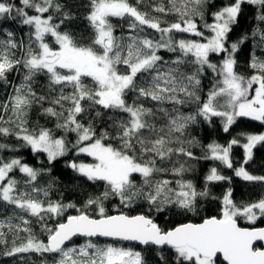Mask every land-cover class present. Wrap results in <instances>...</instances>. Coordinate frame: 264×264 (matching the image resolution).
<instances>
[{
  "label": "snow or ice",
  "instance_id": "obj_1",
  "mask_svg": "<svg viewBox=\"0 0 264 264\" xmlns=\"http://www.w3.org/2000/svg\"><path fill=\"white\" fill-rule=\"evenodd\" d=\"M246 6L254 24L231 40ZM214 7L209 0H0V207L14 212L0 220L3 256L48 254L52 264H264L257 246L264 227L255 226L264 219V191L238 202L233 176L215 164L202 182L187 178L192 162L205 160L264 189V174L249 170L264 133H239L226 144L190 134L214 118L225 133L241 117L264 123V0H227L208 12ZM245 53L248 76L237 71ZM33 111L52 127L33 121ZM22 149L45 156L47 165L25 162ZM69 153L91 162L69 159L78 200L65 202L62 192L53 200L60 181L49 165ZM221 182L227 187L217 195ZM213 201L217 214L201 215ZM168 213L201 218L157 222Z\"/></svg>",
  "mask_w": 264,
  "mask_h": 264
},
{
  "label": "trees",
  "instance_id": "obj_2",
  "mask_svg": "<svg viewBox=\"0 0 264 264\" xmlns=\"http://www.w3.org/2000/svg\"><path fill=\"white\" fill-rule=\"evenodd\" d=\"M14 2H18V0H14ZM79 2V0H78ZM134 2V0H133ZM151 0H145V3H149ZM167 2V0H165ZM211 4H214L215 7L208 10V12H212L217 10L218 8L222 7L225 3H227V0H209ZM83 11V10H81ZM167 20L173 21L175 19V16H169L166 17ZM206 19L211 22V18L209 15H206ZM241 25L234 30L232 34H230V39L235 40L240 35H242L248 28H250L254 24V20L251 14V8L245 7L244 14L241 17ZM112 22L114 25H117L115 35L120 36L123 29H121L118 25L120 24V21L117 18H112ZM86 22L80 21L77 26L76 30L80 31L83 29V26ZM9 26L12 29L17 30V34L21 35L22 32L18 29V26L13 23L9 22ZM23 31H27V28H24ZM162 54L166 56H170L169 53H163ZM213 61H216L218 57L213 56ZM238 72L241 74L248 76L252 74V70L247 67V53L245 55L240 57L239 60V67L237 69ZM18 79V77H17ZM46 83L44 78L40 79V84L43 85ZM203 84L205 86V90H207V86L209 84V80L205 79L203 81ZM32 119L33 121L39 119V123L48 127H52L53 121H49L46 118L38 117L37 112L33 111L32 113ZM264 132V123L260 121H254L251 120V118L247 117H241L237 119V122L235 125L232 126L230 131L228 133H225L223 131V125L220 121V118H214V121L211 125L208 124H197L194 125L190 129V134L192 136H195L197 139L201 140L202 143L207 144L212 141H216L220 144H226L227 141L231 140L233 137H236L239 133H262ZM72 137L70 136V139ZM245 142L242 140V143ZM197 154H200L199 149H195ZM255 153V163L251 165L250 171H253L254 174H264V148H259L254 150ZM18 155L22 156L25 160V162L35 166V167H43L47 165L46 157L41 155L39 157H35L31 154L29 149H22ZM78 159V160H89L91 161L90 157L86 156H80L75 157L73 153H69L68 156L60 158L57 162H54L53 165H49V167H52L51 176L57 177L60 181L58 183L54 190L51 193V199H59L61 197V192L63 193V199L65 202L72 200L77 201L78 197L75 191V186L69 184V178L74 176V173L71 172L70 169L66 167V163L69 159ZM232 158L236 162V165L239 166V163L243 159V148L239 145L234 146L232 150ZM194 165V171L190 174H188L187 178L193 179L195 182L200 183L203 180L204 175L207 173L209 167L213 166L214 164L218 166L222 173L226 176H233L232 181V187L234 188V195L235 199L240 201H246L249 198H255L254 194H258L261 191H264V189H261L259 186H253L249 185L246 182H243L239 180V178L234 177L231 169H226L222 165H219L218 162H212V161H205V160H198L192 162ZM43 183V181H41ZM227 187V184L225 182H221L214 186L213 191L215 194L219 195L222 191L225 190ZM71 189V190H70ZM100 188H97L96 191H99ZM218 204L217 202L213 201L211 203L204 202L201 209V215L203 216H210L217 214L218 211ZM111 210V208H110ZM69 214H75L74 210H69ZM14 212L11 206L7 207H0V220L5 219L6 217L13 216ZM200 216H195L192 214H188L186 217H181L179 215L173 216L171 213H168L166 217H158L157 222L160 223L163 226L171 227L174 226L177 223L180 222H187L188 220H193L196 222H199ZM18 221L13 220V223H16ZM241 226L243 227H250L251 225H248L245 221H240ZM257 227H264V219L258 220L256 225ZM33 230L37 233V235H41V238L46 240V237L43 236L40 233V225L36 223L35 219L33 218L32 223ZM24 235L23 233L21 234ZM77 243H83L84 238H76ZM101 243L109 242L111 241H105L100 239ZM125 246L128 247H134L136 250H140L143 247L137 246V245H131L124 243ZM3 246H0L2 248ZM258 247H261V245H258ZM46 259L48 261V264H52V257L48 254H45L44 257H41L37 254H27L25 259L21 261L18 257L17 258H9L3 256L2 252H0V264H41V260Z\"/></svg>",
  "mask_w": 264,
  "mask_h": 264
},
{
  "label": "water",
  "instance_id": "obj_3",
  "mask_svg": "<svg viewBox=\"0 0 264 264\" xmlns=\"http://www.w3.org/2000/svg\"><path fill=\"white\" fill-rule=\"evenodd\" d=\"M100 239L105 240V241H111L110 239H107V238H100ZM124 243L128 244L127 242H124ZM131 245H135V244H131ZM258 245H261V247H264V242H257V246ZM137 246H140V245H137ZM140 247H143V246H140Z\"/></svg>",
  "mask_w": 264,
  "mask_h": 264
},
{
  "label": "rangeland",
  "instance_id": "obj_4",
  "mask_svg": "<svg viewBox=\"0 0 264 264\" xmlns=\"http://www.w3.org/2000/svg\"><path fill=\"white\" fill-rule=\"evenodd\" d=\"M262 133H264V132H262ZM78 161L91 162L89 160H78Z\"/></svg>",
  "mask_w": 264,
  "mask_h": 264
}]
</instances>
